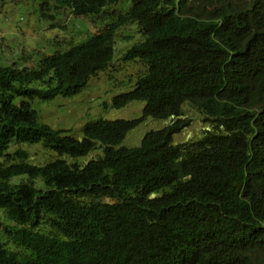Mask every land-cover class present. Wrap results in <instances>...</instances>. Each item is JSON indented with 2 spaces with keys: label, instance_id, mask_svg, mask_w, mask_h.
Segmentation results:
<instances>
[{
  "label": "trees",
  "instance_id": "obj_1",
  "mask_svg": "<svg viewBox=\"0 0 264 264\" xmlns=\"http://www.w3.org/2000/svg\"><path fill=\"white\" fill-rule=\"evenodd\" d=\"M121 1L42 0L43 16L104 23L36 65L0 64V264L264 263V0ZM129 24L141 38L123 60L145 69L113 106L142 100V116L88 122L82 138L40 122L32 101L79 93ZM186 103L209 126L175 143ZM148 117L171 121L124 145ZM33 144L56 157L14 149Z\"/></svg>",
  "mask_w": 264,
  "mask_h": 264
},
{
  "label": "rangeland",
  "instance_id": "obj_2",
  "mask_svg": "<svg viewBox=\"0 0 264 264\" xmlns=\"http://www.w3.org/2000/svg\"><path fill=\"white\" fill-rule=\"evenodd\" d=\"M40 3L42 0H0V64L36 65L42 56L54 53L58 45V48L63 49L69 42L78 43L104 23L93 21L89 16L73 15L69 8L49 10L53 17H46L43 16ZM126 5V0H122L115 8L123 9ZM129 25L120 28L116 34L112 63L92 76L79 93L68 97L57 96L52 100L32 101L40 122L82 138L83 127L88 122L102 118L133 119L142 116L145 104L142 100H134L120 108L113 106V97L131 89L139 72L145 69L141 62L123 60L126 50L140 42L141 38L136 24ZM184 117L190 120V125L174 134L175 143L197 139L203 129L209 126L204 122L205 115L189 103L184 105ZM170 121L148 117L127 134L123 144L139 146L146 132L160 129ZM16 148L28 150L30 160L35 164H44L56 157L54 151L46 150L41 144L20 145ZM102 155V150L96 149L78 160L85 164ZM261 257V254H256L251 264H264Z\"/></svg>",
  "mask_w": 264,
  "mask_h": 264
},
{
  "label": "bare ground",
  "instance_id": "obj_3",
  "mask_svg": "<svg viewBox=\"0 0 264 264\" xmlns=\"http://www.w3.org/2000/svg\"><path fill=\"white\" fill-rule=\"evenodd\" d=\"M235 8V7H234Z\"/></svg>",
  "mask_w": 264,
  "mask_h": 264
}]
</instances>
